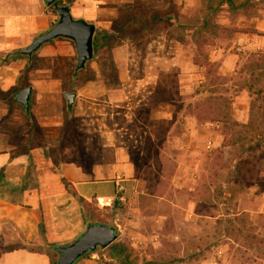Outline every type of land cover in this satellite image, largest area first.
<instances>
[{"label":"rangeland","instance_id":"1","mask_svg":"<svg viewBox=\"0 0 264 264\" xmlns=\"http://www.w3.org/2000/svg\"><path fill=\"white\" fill-rule=\"evenodd\" d=\"M231 1L233 9L227 0H74L73 17L95 26L93 59L83 69L75 70L68 39L42 46L21 68L16 60L0 65L2 141L21 152L41 147L54 162L88 168L112 138L135 167V181L110 201L80 202L85 227L113 226L117 238L75 264H264V102L244 87L250 82L264 90V66L255 68L254 55L264 53V0ZM28 10L54 18L26 44L17 42L18 50L58 20L43 0H0V16ZM204 18L250 34L213 36L201 27ZM199 34L213 41L203 57ZM10 47L2 43L0 54ZM195 58L215 64L216 86ZM45 70L63 80L57 127H42L35 118ZM27 86L33 121L14 99ZM63 92L77 94L71 111ZM217 106L229 115V127L195 118L216 114ZM194 128L222 143L227 133L231 145L207 148L210 137L203 130L192 134Z\"/></svg>","mask_w":264,"mask_h":264},{"label":"crops","instance_id":"2","mask_svg":"<svg viewBox=\"0 0 264 264\" xmlns=\"http://www.w3.org/2000/svg\"><path fill=\"white\" fill-rule=\"evenodd\" d=\"M53 18L35 10L0 16V46L3 43L11 46L5 50H18L17 42L26 44L27 38L48 27ZM69 52L70 49L66 54ZM21 60L12 64L21 68ZM40 74L41 105L35 118L42 127H57L63 121L55 110L63 80L47 70ZM76 98L77 94L75 101ZM200 130L208 135L205 128H194L191 133ZM208 136L207 148L220 147V139ZM133 181L135 167L125 148L112 138L103 142L88 168L71 160L54 162L41 147L21 152V148L0 139V264H50L47 246L67 244L85 229L80 200L110 201L117 186L126 187Z\"/></svg>","mask_w":264,"mask_h":264},{"label":"water","instance_id":"3","mask_svg":"<svg viewBox=\"0 0 264 264\" xmlns=\"http://www.w3.org/2000/svg\"><path fill=\"white\" fill-rule=\"evenodd\" d=\"M59 0H43L48 7H53L58 16L57 22L44 33L36 36L26 47L19 52L27 57H31L43 45L54 39H68L74 43L77 62L75 70H81L85 64L93 59V37L95 26L83 19H74L70 10L65 5H60ZM33 90L27 86L18 90L14 94L15 101L29 110L30 100ZM76 94L65 92L63 98L66 101V108L72 109ZM117 238L116 229L105 224L89 223L84 231L72 242L60 245L55 248L58 253L56 264H75L87 253H93L97 249L108 247Z\"/></svg>","mask_w":264,"mask_h":264},{"label":"trees","instance_id":"4","mask_svg":"<svg viewBox=\"0 0 264 264\" xmlns=\"http://www.w3.org/2000/svg\"><path fill=\"white\" fill-rule=\"evenodd\" d=\"M65 1V6H67L69 8V6L72 4L73 0H64ZM229 8H234V4L231 0H227L226 3ZM246 4V3H245ZM244 5V4H241ZM50 9L52 10L53 14H56L54 11L53 7H50ZM205 22L203 23V26L201 25V27L203 28H210L213 29V36H215L216 34L221 35V38H230L232 37L234 34L236 33H243V34H250V32L246 31V29H238L236 27H230V28H224V27H220L218 25H216V23H211V21H209L208 19L204 18ZM202 28V29H203ZM217 36V35H216ZM199 37L201 39H199V41H196V49L197 52L199 54V57H203V52L202 50L204 49V46H209L212 44V40L207 38L206 35H200ZM53 42L50 41L49 43ZM93 48H96L95 45V39L93 37ZM256 56V64H255V68L257 69H261L262 66H264V53L262 54H254ZM21 59H26L28 61L29 57L21 54L19 52V50H15V51H11V52H6L3 54H0V65H7L8 63H10L11 61L14 60H21ZM194 65L199 66L200 68H202L205 72V77H206V81L210 86H216V84H218V81L221 79V77H219L216 74V70L214 69L215 64L206 60H198L197 58H195V60L193 61ZM27 63H26V67H27ZM249 76L251 77L253 74V70L251 68H249ZM247 74V75H248ZM244 87L247 88V90L252 91L253 94H255L256 99H258L260 102H264V97H263V89L261 88H256L255 85H253L250 82H245L244 83ZM211 93H216V91L211 90ZM197 106V105H196ZM198 107V106H197ZM217 109V113H210L212 115L210 116H201L200 114H195V118L198 121H210V122H216V123H221L223 125L224 128L229 127L231 125V123L227 120V116L229 117V115L226 114H221L220 113V107H216ZM215 110V111H216ZM24 111L26 113V115L28 117H30L29 115V110H26L24 108ZM192 112H187V115H191ZM30 121H33V119H31L30 117ZM224 137L223 139V147L229 146L231 144H229V142L227 141V133H223L222 135ZM229 144V145H228ZM19 151H16V153H18ZM81 203H85L84 201L80 200ZM94 224H99V223H94ZM57 247V245H48L47 248L49 249L50 252H48V256H49V260H50V264H56V260L55 258L58 256V253L55 251V248Z\"/></svg>","mask_w":264,"mask_h":264},{"label":"built area","instance_id":"5","mask_svg":"<svg viewBox=\"0 0 264 264\" xmlns=\"http://www.w3.org/2000/svg\"><path fill=\"white\" fill-rule=\"evenodd\" d=\"M121 191H122V187L121 186H117V188H116V192H117V194L118 193H121ZM120 202H124V198H123V196H120V197H118L117 198Z\"/></svg>","mask_w":264,"mask_h":264}]
</instances>
